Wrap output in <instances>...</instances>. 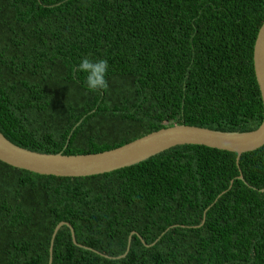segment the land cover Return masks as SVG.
Wrapping results in <instances>:
<instances>
[{"label":"trees","instance_id":"trees-1","mask_svg":"<svg viewBox=\"0 0 264 264\" xmlns=\"http://www.w3.org/2000/svg\"><path fill=\"white\" fill-rule=\"evenodd\" d=\"M263 23L264 0H0V131L78 155L176 124L256 130ZM85 56L107 59V89L86 88ZM61 222L99 252L65 225L52 264H264V146L239 165L177 146L88 177L0 160V264H50Z\"/></svg>","mask_w":264,"mask_h":264},{"label":"water","instance_id":"water-1","mask_svg":"<svg viewBox=\"0 0 264 264\" xmlns=\"http://www.w3.org/2000/svg\"><path fill=\"white\" fill-rule=\"evenodd\" d=\"M254 66L264 104V23L254 47ZM183 145H200L235 152L239 165L244 153L255 151L264 146V119L256 130L247 132L220 131L176 124L109 151L78 155L32 151L16 145L0 131V160L12 167L40 175L88 177L132 167L167 150ZM238 179L246 182L242 173ZM65 225L71 230L74 244L92 249L78 243L75 229L71 223L61 222L56 227L51 241L50 264L53 263L54 240L59 230ZM133 234L137 233L133 232ZM131 240L132 236L129 241L131 242Z\"/></svg>","mask_w":264,"mask_h":264},{"label":"clouds","instance_id":"clouds-1","mask_svg":"<svg viewBox=\"0 0 264 264\" xmlns=\"http://www.w3.org/2000/svg\"><path fill=\"white\" fill-rule=\"evenodd\" d=\"M109 64L107 59L93 60L85 56L79 63L77 71L85 74L84 83L91 92L108 88L106 79Z\"/></svg>","mask_w":264,"mask_h":264}]
</instances>
